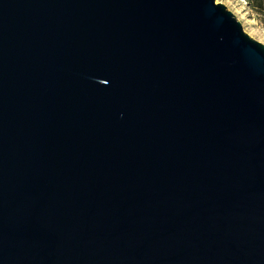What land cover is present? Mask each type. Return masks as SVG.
Instances as JSON below:
<instances>
[{"label": "water", "instance_id": "water-1", "mask_svg": "<svg viewBox=\"0 0 264 264\" xmlns=\"http://www.w3.org/2000/svg\"><path fill=\"white\" fill-rule=\"evenodd\" d=\"M0 264H264V45L215 0H0Z\"/></svg>", "mask_w": 264, "mask_h": 264}, {"label": "rangeland", "instance_id": "rangeland-1", "mask_svg": "<svg viewBox=\"0 0 264 264\" xmlns=\"http://www.w3.org/2000/svg\"><path fill=\"white\" fill-rule=\"evenodd\" d=\"M230 11L241 24L243 31L264 45V10L255 6V0H215Z\"/></svg>", "mask_w": 264, "mask_h": 264}, {"label": "trees", "instance_id": "trees-1", "mask_svg": "<svg viewBox=\"0 0 264 264\" xmlns=\"http://www.w3.org/2000/svg\"><path fill=\"white\" fill-rule=\"evenodd\" d=\"M255 6L264 10V0H255Z\"/></svg>", "mask_w": 264, "mask_h": 264}]
</instances>
